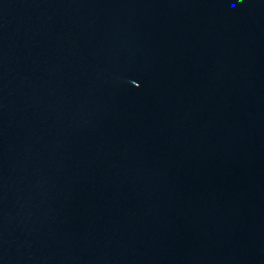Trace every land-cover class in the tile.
I'll return each instance as SVG.
<instances>
[{
  "label": "water",
  "instance_id": "obj_1",
  "mask_svg": "<svg viewBox=\"0 0 264 264\" xmlns=\"http://www.w3.org/2000/svg\"><path fill=\"white\" fill-rule=\"evenodd\" d=\"M0 264H264V0H0Z\"/></svg>",
  "mask_w": 264,
  "mask_h": 264
}]
</instances>
